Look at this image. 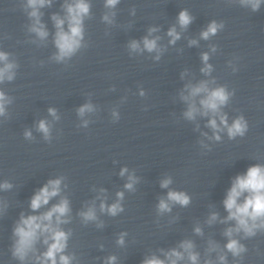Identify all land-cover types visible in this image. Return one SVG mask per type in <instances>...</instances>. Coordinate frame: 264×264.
Listing matches in <instances>:
<instances>
[{
    "label": "clouds",
    "instance_id": "1",
    "mask_svg": "<svg viewBox=\"0 0 264 264\" xmlns=\"http://www.w3.org/2000/svg\"><path fill=\"white\" fill-rule=\"evenodd\" d=\"M51 0H27V6L32 9L29 13L30 17L34 18V24L30 31L36 33L40 39H45L48 36V32L45 30L44 25L40 22L39 9L47 4H50ZM262 0H241L242 4L250 5L253 11L258 10ZM119 3V0H106V7L114 8ZM66 9V17L61 18L58 15H53L52 19L57 29L55 34V46L58 49V54L55 56L57 61L64 60L66 57H71L77 49L81 46V39L83 37V18L88 15L90 5L86 0H75L74 3L64 5ZM105 21L111 22L109 16L103 17ZM193 17L189 15L186 10H183L178 15V23L182 28H186L191 22ZM67 21V30H65V22ZM222 25L217 24L215 21L211 22L207 29L201 32V38L208 39L211 35H215L218 28ZM156 31V29H149V33ZM168 35L172 38L170 43H175L180 38L179 33L176 32L175 27L170 28ZM159 37L149 39L143 38L144 48L149 51H159L157 46V40ZM196 41H190V44H195ZM130 48L133 50L139 49V43L132 41ZM215 50V49H213ZM208 54H202V60L205 67L201 69L202 72L208 74L211 71V65L207 63ZM157 59L159 57L157 56ZM0 62L3 66L0 67V82L5 79L11 81L14 78L13 69L16 67L14 63L8 62V54L0 51ZM188 95H182V99L188 102V109L184 113L185 117L189 120L195 119V116L208 115L211 113L214 117L219 116L220 124H217V120L212 118L208 122V126L214 130L215 139L219 140V135L215 133L221 131L220 125L227 128V132L230 138L237 135L243 136L247 130V123L243 117H239L229 126L226 115L220 112L221 106L225 105L229 99V93L223 87H217L210 89L207 81H201L197 85H187ZM143 94V93H141ZM201 96L199 100L200 107L196 105L195 98ZM7 98L5 94L0 91V115H4L5 103ZM92 105L85 104L79 109V114L83 115L85 112L92 111ZM50 114L55 116V110L49 109ZM116 115V113H113ZM87 122H85L86 124ZM38 130L41 131L47 138L49 135V126L46 121L41 120L38 125ZM26 137H30V132H25ZM127 169H122L121 175ZM136 179L134 176H129V183L125 185V188L131 190L133 188ZM171 181L166 179L161 182V187L166 188ZM61 180H49L42 188H40L31 198L30 208L33 212H37L42 207L49 204L50 200L60 194ZM12 185L8 182L0 184V188L9 189ZM247 194V195H245ZM244 197L241 200V197ZM117 202L106 205L104 202L100 204L101 212H107L109 215L115 216L122 207L120 200L123 198V192L117 193ZM168 201H173L181 205H187L189 203V197L182 192L170 191L167 196V201L161 199L158 205L160 212L170 211ZM224 207L228 212V216L225 221H235V227H229L225 230L224 235L228 237V242L225 245L227 251L231 252L234 257L241 256L246 252V247L238 240L232 238L233 233L243 232L245 237H252L256 235L258 230H264V166L254 165L250 167L246 174L239 175L235 178L229 189L226 198L223 201ZM69 201L66 198H62L58 203L54 204L50 209L39 215H27L21 214L19 221L13 230V235L16 240L13 244L12 255L19 259L21 262L25 261L30 253L35 254L37 252L36 244L41 241L46 245V250L39 255H35L36 264H72L73 256L66 255L65 250L67 248V241L70 236V231L66 232L61 228L62 224L69 223L70 214ZM85 223L89 221H96L95 207H89L86 211L79 213ZM218 215L212 213L209 218V223L216 221ZM101 226V225H98ZM197 234L201 233V229L197 227L195 229ZM117 243L123 244V234ZM179 251L177 249H171L164 253L165 259H160L155 255L145 258L142 264H178V261L183 260L185 254L190 264H199V254L193 251L194 245L191 241H182L179 245ZM217 245L210 241L209 251H214ZM116 257L110 256L107 258L106 264H115ZM219 264H227L226 257L220 255L218 257ZM204 264H213L212 260H205Z\"/></svg>",
    "mask_w": 264,
    "mask_h": 264
}]
</instances>
